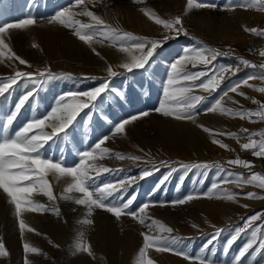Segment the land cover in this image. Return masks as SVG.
I'll return each mask as SVG.
<instances>
[{
  "label": "rangeland",
  "instance_id": "obj_1",
  "mask_svg": "<svg viewBox=\"0 0 264 264\" xmlns=\"http://www.w3.org/2000/svg\"><path fill=\"white\" fill-rule=\"evenodd\" d=\"M198 2L215 4L218 7L188 9L187 0H84L81 5H76L75 0H0V24L17 23L26 18H34L36 21L34 24L36 26L10 29L5 34V42L12 51L28 63L20 65L18 60H10L7 56L0 58V79L13 76L16 71L37 73L45 69L57 74L70 73L73 77L56 79L43 85L33 105L26 104L9 131L11 132L13 128L18 130L29 122L34 110L38 118H43V115L55 106L54 101L61 94L88 91L108 80L111 86L118 90L116 95L112 98L98 99L96 103L102 105L100 113H92L89 109L82 110L77 117L79 123L75 125V134L60 145V151L63 152L68 166H74L79 162L78 150L81 152L91 150L98 139L107 136L108 139L102 147L110 149L111 154L103 158L98 157L90 163L95 164L97 168L107 167L111 171L90 172L89 175L93 177L90 181L92 185L103 187L106 182L118 184L121 180L136 177V182L130 184L126 192L120 190L125 201L136 196L129 211H138L148 203L149 207L139 215L146 217L145 224H150L155 219L170 227L173 230L170 235L179 238L174 247L192 256L200 255L202 248L217 229H227L222 231L221 236L205 250L204 254L208 260L213 264H264V250L253 255L258 243L253 245V249L240 258L239 262H234L241 248L249 241L251 228L242 233L227 251L225 250L227 240L234 234V228L244 227L246 220L252 215H261V219L255 221L253 227L264 229V199L248 198L243 195L253 192L257 197H264V190L256 185L243 183L252 173L264 175V157H256L253 150H244L241 147L250 140L264 139L260 135L264 132V120L257 115L239 118L219 110L208 113L203 111L216 99L221 98L230 84L248 77H253L248 81L251 87L242 83L237 92L229 91L228 96L221 100V107L255 113L264 106V93L258 91L264 87V79L259 78L264 75V68L260 67L264 65V56L261 55V52H264V36L250 31L255 28L258 32H264V5H257L255 0H194V4ZM65 9H70L73 19L82 23H92L90 17L81 14L87 10L94 12L106 25L121 33L128 32L149 39H162L165 35L175 38L169 39L157 49L154 55L162 59L153 62L149 71L134 70V74H128L127 77L110 78L106 71L107 67L112 65L115 70L122 72L123 69H117L116 65L125 62L127 59L125 54L119 52L118 44L99 35L91 44H86L74 35L72 29L58 22L49 23L56 12ZM144 10L154 12L161 19L180 16L187 35L169 32L162 25H157L154 19H149ZM34 27H37V30ZM35 35L38 40L35 39ZM44 37L49 38L53 44L45 45ZM197 42H200L201 47L227 53L218 56L209 65L199 63L195 67L190 63L186 65L187 71L207 74L195 82L197 86L192 91L193 95L206 98L197 107L194 120L202 128H208L210 131L207 134L212 138L200 148L168 142L164 127L179 124L184 120H177L154 111L164 100L163 85L166 83L167 72L171 70V63L175 62L185 48H197ZM226 59L235 62L247 60L249 64H243L241 68L235 67L229 72L224 71L220 87L214 92L209 93L199 87L202 82L217 74L220 68L216 64L218 61H221V66H227L223 65ZM22 81L23 78H18L17 91H10L0 97V129L6 123L7 115L14 111L19 96L27 90H32L31 85L25 89ZM190 83L181 82V85L190 86ZM145 111L149 115L126 125L124 133H114L112 130L114 124ZM86 113L92 116V121L88 120ZM47 123L49 122H46L43 131L50 133L52 129ZM39 131L34 129L31 134H38ZM227 133L236 135L232 137ZM214 140L228 145V148H221L219 144L213 143ZM116 153L121 154L123 158L115 155ZM133 157L141 159L135 160ZM237 157L250 162L251 169L228 163ZM149 160L156 162L155 167L148 163ZM160 161L219 164L226 171L218 173L217 169L212 167L206 176H201L197 170L186 175L181 170L161 185L162 178L170 172V168L160 166ZM145 168L152 170L153 174L140 179L141 170ZM227 171H231L233 175L225 180ZM46 179L52 188L54 198L50 199L42 192L34 191L27 194L26 199L31 200L33 204L42 205L49 211H31L29 205L25 203L22 204L20 217H17L11 198L0 189V241L5 244L8 252L7 256H0V264H25L26 261L27 264H77L81 261L92 264H139V252L130 260H125L123 248L120 246L125 241L129 246L130 240L135 238L137 245L142 247V234L148 233V229L139 223L138 218L123 213L117 218L99 208H93L89 214L87 206L75 203L76 199L81 198L80 193L65 192L68 184L72 183L71 177L49 173ZM214 182L218 184V189L210 192L209 189ZM190 193L200 195L183 205L152 203L174 201ZM223 193L236 195L234 199L229 200ZM64 196L69 198L64 199ZM51 209H58L60 215L57 216ZM20 219L26 224L23 232L19 227ZM86 220H91L92 223L87 224ZM29 228L33 231H29ZM25 243L39 251L26 253L23 247ZM80 243L90 246L91 256L77 250ZM113 248L116 250L113 251ZM168 253L171 261L177 264H198L197 261L171 254V251ZM148 257L153 259L155 264H165L149 254Z\"/></svg>",
  "mask_w": 264,
  "mask_h": 264
},
{
  "label": "snow or ice",
  "instance_id": "obj_2",
  "mask_svg": "<svg viewBox=\"0 0 264 264\" xmlns=\"http://www.w3.org/2000/svg\"><path fill=\"white\" fill-rule=\"evenodd\" d=\"M84 0H75L76 5L83 4ZM257 5H264V0H255ZM237 5H233L235 7ZM243 6V5H239ZM197 8H216L215 4H205L203 2H198L194 4V0H187V8L192 9ZM91 18L92 23H82L79 20L73 19V14L70 9H65L63 11H58L49 20V23L58 22L59 24L70 28L74 31L81 41L86 44H91L95 37L98 35L104 39L110 40L115 44L119 45V52L125 54L126 60L123 63L116 65L117 69H123V71H117L112 65H109L106 69L108 77L115 78L117 76H125L128 74H134V70L144 69L149 71L151 69L153 62H159L160 57L154 55L158 48H161L169 39L175 37L165 35L162 39H149L146 37L135 36L128 32H119L117 29L111 28L105 24L102 20L92 11H84L81 13ZM144 14L149 17V19H154L157 25H162L164 29L169 32H175L177 35L183 33L187 35L185 29L183 28L182 18L177 16L173 19H161L154 12L144 10ZM34 18L22 19L17 23H4L0 24V58L6 57L8 59H15L19 61L20 65H26L28 62L16 56V54L9 47V44L5 42V34L8 33L10 29H25L28 26L35 24ZM251 32L257 35L264 36V32H258L257 29H250ZM198 46L194 49L185 48L182 50V54L171 63L170 71L167 72L166 83L163 85V96L164 100L159 104L157 108L154 109L157 113L164 116H171L177 120H193L194 116L197 114V107L206 99L204 96L193 95L192 91L197 85L195 82L201 77L206 76L205 72H190L186 70L187 64H192L193 67L196 64H211L218 56L227 55V53L219 52L213 48H204L199 46L200 42H197ZM36 46V45H33ZM95 51V49H93ZM99 55V53H97ZM264 56V52H261ZM241 63L248 65L249 61L241 60ZM264 68V65L260 66ZM230 68V66H229ZM228 70L224 66H221L217 70L216 75H212L202 82L199 87L203 88L205 91L211 93L220 87L223 80L222 73ZM234 74V73H233ZM18 78H23V84L25 89H28L29 85L32 86V90H27L24 94L19 96L18 102L14 105V111H11L7 115L6 123L2 125L0 129V189L11 198V203L15 205L16 216L20 217L22 212V204L27 203L29 205V210L31 211H49V209L44 208L42 205L33 204L29 199H26L27 194H31L34 191H40L44 195L53 199V191L49 186V182L46 176L49 173H58L62 176H67L72 178V183H69L65 189L66 193H71L73 191L80 193L81 198L75 200L77 205L87 206L88 213L91 214L93 208H99L106 210L107 212L113 214L117 218L121 214H128L133 218H138L139 223L145 225L148 229V233L142 234L144 244L139 250V264H155V261L148 257L147 250L149 248L155 247L157 251L160 252H173L176 255L182 256L186 260L197 261L198 264H213L212 261L208 260L205 250L208 246L212 245L213 242L218 239L222 231L217 229L213 234L211 239L208 240L207 244L202 248L201 254L192 256L190 253L174 247L178 243L179 238L173 237L171 235H150L154 230L158 228L160 233H172L170 227H166L159 220L153 219L150 224H145L146 217L139 215V213H144L145 209L149 207L148 203H145L138 211H129L130 207L136 200V196L124 200L123 194L120 190L123 189L127 191V187L130 184L136 182V177H132L130 180H121L118 184H113L111 182L104 183L103 187L94 186L90 183L93 179L89 175L90 172H110L111 170L107 167H100L90 161H95L98 157L103 158L110 155V149L107 147H102L105 141L108 139L107 136L98 139V142L91 147V150L77 151V156L79 159L78 163L74 166H68V162L64 157L62 151H60V145L69 140V137L75 134V125L79 123L77 120L78 115L82 110L89 109L92 113H100L102 111V105L97 104L98 99L103 100L105 97L112 98L118 92L117 89L113 88L108 80L101 82L97 87L92 88L88 91H71L66 94H61L54 101V105L51 110L43 115V118H38L33 113V117L29 122L24 124L18 130L14 128L9 131L10 126L13 125L14 121L17 119L18 114L27 105H33V101L39 96V90L43 85L56 80V79H73L70 73H54L50 69H45L43 71H38L37 73H30L26 71H16L15 75L9 76L6 79H0V97H3L5 93H10V91H17ZM88 79H95V77H87ZM253 77H248L243 81H236L234 84H230L228 89L225 90L221 98L216 99L214 103L203 111L216 112L221 111L230 116H235L239 118H244L245 116L251 118L253 115L259 116L264 120V106H262L260 111L253 113L252 111H234L231 108L221 107V100L223 97L228 96L229 91L237 92L241 84L248 85L249 79ZM264 79V75L259 77ZM181 82H191L190 86H182ZM13 86H17L14 88ZM261 93H264V87L258 89ZM243 95V93H240ZM121 95L123 93L121 92ZM88 120L92 121V116L87 114ZM149 113L147 111L132 115L129 118L121 120L118 124H114V133H124L126 125L138 120L142 116H147ZM51 127L52 131L45 132L43 129L46 126ZM94 123V121H93ZM40 130L38 134H31L33 130ZM71 130V131H70ZM205 132H209L208 128H203ZM247 132V129L244 130ZM227 135L235 137V133H227ZM264 137V132L260 133ZM213 143L219 144L221 148H228V145L221 143L218 140H214ZM244 150H253V155L256 157H264V139L259 141L250 140L248 143L241 145ZM54 153V154H50ZM115 155L121 156V154L116 153ZM135 160H140L141 157H133ZM148 163L153 164L155 167V161L149 160ZM231 165H240L244 168L251 169L252 165L250 162L245 161L237 157L228 161ZM160 166H167L170 168V172L165 175L160 184L163 185L168 181L171 176L183 170L186 175L193 170H197L201 176H206L207 172L215 167L218 173H223L226 170L219 164L210 165L208 163H184L179 161H160ZM153 174L150 169H142L140 174V179L147 178ZM233 173L227 171L225 180L231 177ZM244 184L256 185L258 188L264 190V175L259 173H252L247 180L243 181ZM218 184L213 183L209 191L217 190ZM159 190V189H157ZM200 195L198 193H190L186 197L178 198L174 201L164 202V201H152L154 204H164L171 203L173 205H183L187 202L192 201ZM229 200L234 199L236 194L223 193ZM248 198H260L257 197L256 193L247 192L243 194ZM64 199H68V196H64ZM55 211L56 215L59 216L60 212L58 209H51ZM261 215L256 214L248 218L244 224V227L236 226L234 228V234L231 238L227 240V251L233 243L245 233L247 229L251 228V237L249 241L241 248L237 257L234 258V262H239L240 258L244 257L250 249H253V245L258 243V247L254 250L253 255L264 250V229L260 227H253L255 221L260 220ZM85 223L91 224V220H86ZM19 227L21 232L24 231L26 224L23 219L19 220ZM195 227V225H194ZM29 231L33 229L29 228ZM24 251L26 253H37L39 249L32 247L25 243L23 245ZM78 251L87 253L89 256L92 255V250L90 246L84 243H80L77 246ZM8 252L5 249V244L0 241V256H7ZM27 264V261L25 262Z\"/></svg>",
  "mask_w": 264,
  "mask_h": 264
},
{
  "label": "bare ground",
  "instance_id": "obj_3",
  "mask_svg": "<svg viewBox=\"0 0 264 264\" xmlns=\"http://www.w3.org/2000/svg\"><path fill=\"white\" fill-rule=\"evenodd\" d=\"M34 26H36V25H34ZM34 28H36L35 30H37V27H34ZM28 31H29V29H28ZM41 31H42V29H41ZM45 33H47V32H45ZM47 37H44L43 38V42H44L45 45L51 46L53 43H51L50 42V39L47 38ZM35 39H37L36 38V35H35ZM230 122H232V121H230ZM164 133L166 134V139H167L168 142L175 143V144H179V145H184L185 147L191 146V147L200 148L202 144H204L205 142H209V139L211 138L210 136H208L207 132H205L203 130V128L201 127V125H199V123L195 122V120L194 121L193 120H184V121L180 122L179 124L166 125L164 127ZM149 234L150 235H153V236H156V235H165V236H168V235H170L168 233H160L158 231V228L156 230H154L152 233H149ZM128 239H129V237H128ZM121 242H122V240H121ZM125 242L122 243V244H120V246L123 248V253L122 254H124V259L125 260H130L133 255H135L136 253L139 252L140 247L137 245L138 242L135 240V238L134 239L132 238L130 240L129 246H127ZM143 244H144V240H143ZM121 247H120V249H121ZM115 250L116 249L113 248V251H115ZM147 253L150 256H152L154 258H157V260H159V261H161V262H163L165 264H177L176 262L171 261V259L169 258V253L168 252H160V251H157L155 247L149 248L147 250ZM171 254H173V252ZM77 264H92V263H86V262L82 263V261H81V262H79Z\"/></svg>",
  "mask_w": 264,
  "mask_h": 264
},
{
  "label": "built area",
  "instance_id": "obj_4",
  "mask_svg": "<svg viewBox=\"0 0 264 264\" xmlns=\"http://www.w3.org/2000/svg\"><path fill=\"white\" fill-rule=\"evenodd\" d=\"M216 64L219 65V67H221V61H218ZM225 65L230 66V68H235V67L241 68L243 66L241 61L232 63L231 60L229 59H226ZM229 70L230 69H228L227 72H229Z\"/></svg>",
  "mask_w": 264,
  "mask_h": 264
},
{
  "label": "crops",
  "instance_id": "obj_5",
  "mask_svg": "<svg viewBox=\"0 0 264 264\" xmlns=\"http://www.w3.org/2000/svg\"><path fill=\"white\" fill-rule=\"evenodd\" d=\"M240 61H241V60H240ZM225 62H226V61H224L223 65H225ZM231 62H232V63H235V61H231ZM225 68H227V69H231V70L233 69V68H229V66H225ZM226 71H227V70H226Z\"/></svg>",
  "mask_w": 264,
  "mask_h": 264
}]
</instances>
